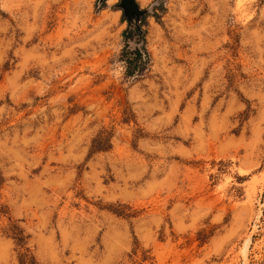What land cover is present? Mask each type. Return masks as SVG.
<instances>
[{
  "label": "rangeland",
  "instance_id": "obj_1",
  "mask_svg": "<svg viewBox=\"0 0 264 264\" xmlns=\"http://www.w3.org/2000/svg\"><path fill=\"white\" fill-rule=\"evenodd\" d=\"M133 3L0 0V264H264V0Z\"/></svg>",
  "mask_w": 264,
  "mask_h": 264
},
{
  "label": "trees",
  "instance_id": "obj_2",
  "mask_svg": "<svg viewBox=\"0 0 264 264\" xmlns=\"http://www.w3.org/2000/svg\"><path fill=\"white\" fill-rule=\"evenodd\" d=\"M133 30H135V28L128 29L127 34H131ZM123 56L126 63V74L128 75L132 74L135 70H139L147 60V54L143 46H136L133 49L124 50Z\"/></svg>",
  "mask_w": 264,
  "mask_h": 264
},
{
  "label": "water",
  "instance_id": "obj_3",
  "mask_svg": "<svg viewBox=\"0 0 264 264\" xmlns=\"http://www.w3.org/2000/svg\"><path fill=\"white\" fill-rule=\"evenodd\" d=\"M125 2L127 3V4H130V5H134V3H133V0H125Z\"/></svg>",
  "mask_w": 264,
  "mask_h": 264
},
{
  "label": "bare ground",
  "instance_id": "obj_4",
  "mask_svg": "<svg viewBox=\"0 0 264 264\" xmlns=\"http://www.w3.org/2000/svg\"><path fill=\"white\" fill-rule=\"evenodd\" d=\"M241 249L245 253L246 252V249H247V244L244 243L243 248H241Z\"/></svg>",
  "mask_w": 264,
  "mask_h": 264
}]
</instances>
